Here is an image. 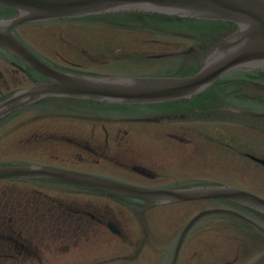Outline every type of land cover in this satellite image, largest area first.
<instances>
[{
    "label": "flooded vegetation",
    "instance_id": "af4514ba",
    "mask_svg": "<svg viewBox=\"0 0 264 264\" xmlns=\"http://www.w3.org/2000/svg\"><path fill=\"white\" fill-rule=\"evenodd\" d=\"M205 40L193 39L188 52L203 50L208 46ZM0 62L6 66H0V100L23 79H42L2 49ZM219 89L209 96L134 107L137 111L122 107L130 109L56 112L65 106L52 102L46 105L50 112H18L0 127L28 135L37 149L52 148L48 165L121 183L226 184L231 178L257 179L262 175L258 159H264L261 130L225 108L220 113L205 111L204 105L224 100L215 95ZM22 143L21 139L17 147ZM147 206L151 204L61 182L1 180L0 264H163L166 238L179 231L177 226L163 231L155 219L151 223Z\"/></svg>",
    "mask_w": 264,
    "mask_h": 264
},
{
    "label": "water",
    "instance_id": "95a60500",
    "mask_svg": "<svg viewBox=\"0 0 264 264\" xmlns=\"http://www.w3.org/2000/svg\"><path fill=\"white\" fill-rule=\"evenodd\" d=\"M22 5L23 17L12 24V28L29 20L56 17H79L90 14L112 12L125 9H151L177 14L184 17L219 19L232 21L240 30L229 37L205 57L201 71L186 78H122L103 76H79L58 74L32 56L18 42L9 44L14 37L11 27L0 29V45L8 46L26 61L48 76H54L50 85L39 86L44 96H64L95 100L100 102L152 103L190 97L204 91L226 72L238 67H258L264 69V0H0ZM19 96H22L20 94ZM12 107L8 106V109ZM29 175L83 178L64 171L45 168L32 170H3L0 177L7 175ZM97 181L91 177L85 178ZM95 184V182H93ZM100 186V183H96ZM123 190H131L140 196L152 197L154 192L117 185ZM180 199L223 198L243 203L264 213V200L244 191L229 187L203 188L178 193ZM177 194V195H178ZM174 196V195H171ZM238 217V213L225 211ZM243 218V217H242ZM254 224V223H253ZM257 233L264 238V228L254 225ZM252 264H264V255Z\"/></svg>",
    "mask_w": 264,
    "mask_h": 264
},
{
    "label": "rangeland",
    "instance_id": "374dc122",
    "mask_svg": "<svg viewBox=\"0 0 264 264\" xmlns=\"http://www.w3.org/2000/svg\"><path fill=\"white\" fill-rule=\"evenodd\" d=\"M99 31H102V30H99ZM262 146L264 147V141L262 142ZM8 159H9L8 161L15 160L12 157H10ZM259 192H260V190H259ZM199 205H200V203L199 204L195 203V204L191 205L187 209H189L192 212H194V211L197 210V207L200 208ZM203 206H205V204H203ZM183 209H185V208H183ZM208 223H209V226L212 228V232L209 235H207L208 239L212 240V241H215L217 244H219L218 246L221 247V248H219V250L222 251V254H220L217 257V254H218V251H219L218 248L217 247L210 248V252H212V254L216 255L212 259H210V261H213V263H215V264H224L228 260H233L237 256L236 255L237 254L236 250L232 249V247H231V245L229 243H228L229 247L227 245H224L223 243H221V242L228 241V240L224 239V235H226V233L228 234V232L226 231V229H228V228L222 227L220 223L213 222V221H211V219L208 220ZM230 224H231L230 225L231 230L230 229H228V230H230L229 231V235H231L232 239L237 240L238 239L237 235H239L241 237L245 235L244 228L239 226V224H234V223L233 224L230 223ZM205 225L208 226V224H205ZM201 227H203V226H201ZM204 229L207 230V228H204ZM208 230L206 232H204V234H207ZM225 246H227L228 248H225ZM199 247L201 248V245L194 247V249L198 248V250H200ZM203 253H204V251H201L200 255H202ZM259 253H260V251H256L251 258L255 257V255L258 256ZM245 256H246V254H243L242 258H240V260L238 261V264H240L241 262L243 264H246L248 262V259H244ZM201 259H203V258H201Z\"/></svg>",
    "mask_w": 264,
    "mask_h": 264
}]
</instances>
